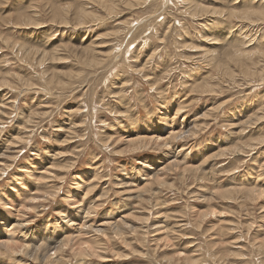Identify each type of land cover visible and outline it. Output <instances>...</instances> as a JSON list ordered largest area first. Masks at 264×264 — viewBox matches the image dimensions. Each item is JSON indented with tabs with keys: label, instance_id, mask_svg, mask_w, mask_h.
<instances>
[{
	"label": "rangeland",
	"instance_id": "374dc122",
	"mask_svg": "<svg viewBox=\"0 0 264 264\" xmlns=\"http://www.w3.org/2000/svg\"><path fill=\"white\" fill-rule=\"evenodd\" d=\"M263 7L0 0V242L20 246L16 222L30 244L62 242L85 198L98 205L89 223L126 218L123 232L74 227L51 261L264 264V21L245 17ZM82 9L94 16L85 25ZM173 122L187 133L162 145ZM138 133L160 140L131 151ZM150 166L167 169L145 188ZM81 243L98 251L77 256ZM30 250L2 248L0 264H52Z\"/></svg>",
	"mask_w": 264,
	"mask_h": 264
},
{
	"label": "bare ground",
	"instance_id": "6f19581e",
	"mask_svg": "<svg viewBox=\"0 0 264 264\" xmlns=\"http://www.w3.org/2000/svg\"><path fill=\"white\" fill-rule=\"evenodd\" d=\"M90 1H96V0H90ZM103 4V3H102ZM196 8H198V7H196ZM264 8V7H263ZM88 9V8H87ZM83 11H78L79 13H77V15L79 16L78 18H77V21L76 22H80V23H83L84 25H85V21L87 20V19H90V17H94L91 13H89V12H86V9H82ZM199 10L201 11V12H203V11H205L204 9H202V8H199ZM207 11V10H206ZM264 11V10H263ZM208 12V11H207ZM236 14V13H235ZM239 16V15H238ZM242 16V15H241ZM250 16H252V17H257L259 20H263L264 21V13L263 14H259V13H253V12H249V14H247V15H245V17L246 18H248L249 19V17ZM252 17H250V18H252ZM246 18H244V19H246ZM257 19V20H258ZM70 20V19H69ZM71 23V22H70ZM88 23V22H87ZM67 24H69V23H67ZM245 54H247V53H245ZM240 55H242L243 56V54H240ZM248 55V54H247ZM241 56V57H242ZM244 57H245V55H244ZM232 58H234V60H232V62H235V60L237 61L238 60V58H239V56L237 55V56H235V57H232ZM36 59V58H35ZM98 59V58H97ZM241 59V58H240ZM239 59V60H240ZM36 63V62H35ZM237 74V73H236ZM208 90H209V88H207ZM206 89V90H207ZM205 90V91H206ZM204 92V91H203ZM180 106V105H179ZM181 107V106H180ZM179 109V108H178ZM179 110H181V109H179ZM177 112H178V110H177ZM177 112H176V114H177ZM182 112V111H181ZM179 113V112H178ZM178 115V114H177ZM251 118V117H250ZM29 123V122H28ZM172 125H171V132H170V134H169V137H168V139L166 140V139H164V141H163V144L162 145H169V147H170V145L172 144L171 143V141H173V143L176 141V139L178 138V137H181L182 135H184L185 133H187V132H185L183 129H181L180 128V130L178 131H175V128H174V122L173 123H171ZM183 128V127H182ZM139 130V129H138ZM188 131V130H187ZM189 132V131H188ZM148 133V135H149V132H147ZM190 133V132H189ZM193 134V133H192ZM147 135V136H148ZM142 135H140L139 133H138V135H137V137L136 138H132V139H130L129 141H128V148L131 150V151H133V150H135V149H137L138 151L139 150H142V148H144V147H147L146 145H149L150 143H155V142H158L159 140H160V138H157V137H147V136H143V137H141ZM157 140V141H156ZM162 140V139H161ZM263 141V140H262ZM171 144H170V143ZM11 143V142H10ZM13 143V142H12ZM263 143V142H262ZM15 143H13V145H14ZM13 145H12V147H13ZM17 146H19V145H17ZM175 147V146H174ZM173 148V147H172ZM147 149V148H146ZM150 149V148H149ZM148 150V149H147ZM175 150V149H174ZM144 151H146V150H144ZM7 152V151H6ZM176 152V151H175ZM172 154H174V152H171ZM178 153V152H177ZM180 154V153H179ZM1 156V155H0ZM5 157V156H4ZM177 158V157H176ZM177 161L176 160H174L173 162H172V164L173 163H176ZM49 164V163H48ZM171 164V163H170ZM169 164V165H170ZM178 164V163H177ZM180 164V163H179ZM2 165V164H1ZM54 165H52V167H53ZM1 167V166H0ZM3 168V167H2ZM50 169V168H49ZM149 169V168H148ZM167 168L165 167V168H161V169H157V168H153V167H151L150 166V169L148 170V173L146 174V175H142V176H146V178L143 180V179H141V178H138L140 181L138 182V183H143V182H145V183H147L146 185H144V187L146 188V187H149V186H147V185H149L150 183H149V181L150 180H152L153 178H154V180L155 179H157V181H160L159 180V177H160V175L166 170ZM145 171V170H144ZM157 171V172H156ZM5 172V171H4ZM47 172V171H46ZM43 173H45L44 171H43ZM49 173V172H48ZM45 175V174H44ZM47 175V174H46ZM50 175H54V174H51L50 173ZM43 176V175H42ZM48 176V175H47ZM162 176V175H161ZM134 177V176H133ZM17 178H19V177H17ZM45 178V177H44ZM95 178V177H94ZM50 179V178H49ZM135 179V178H134ZM138 179H135V182L138 180ZM21 180V179H20ZM48 181V180H47ZM105 181H107V180H105ZM130 183V182H129ZM127 183H126V181H123V180H119L118 181V184L117 185H120L119 187H121V186H123V185H126ZM21 185H24L23 183L21 184ZM37 185H38V183H37ZM24 188L25 187H27L26 186V184L23 186ZM22 187V188H23ZM123 187H125V186H123ZM123 187H121L122 189H123ZM143 187V188H144ZM16 188V187H15ZM142 188V189H143ZM26 189V188H25ZM25 189H22V190H24L25 191ZM118 189V188H117ZM125 189V188H124ZM123 189V190H124ZM103 191H104V189H103ZM262 191V190H261ZM18 192H21V190H19ZM32 192H34V190H29V188H27V192L26 193H28L29 195H28V198L26 199V201L25 202H28V203H30V206L28 207V209H33L32 207H33V205L35 206V204H37V203H35V202H37V200H39V198H37L36 196V194H38L37 192H38V190L36 191V193H33L32 194ZM147 192V191H146ZM124 193V192H123ZM144 193V192H143ZM86 194V193H85ZM88 195V194H87ZM102 195V193L100 194V196ZM85 196V195H84ZM71 197H73V196H71ZM102 197V196H101ZM44 198V197H43ZM47 198V197H46ZM45 198V199H46ZM76 198V197H75ZM42 199V198H41ZM44 199V200H45ZM84 199L85 198H83V201H81V203H78L79 205H78V207H76L77 208V211H75V212H73L70 216H71V218L69 219V221L66 223V224H68L67 226H68V228H66L67 229V231H66V233H65V231L62 233V235L64 236V238H63V241L62 242H59V240H58V242L57 243H55V244H50L48 241H46L47 243H49V244H46V243H39L40 242V240L42 241L43 239H41V236H38V237H34L35 238V240H34V238H33V240H34V242L32 243L31 242V244H30V242L29 241H31V240H29L30 238H31V236H29L30 235V233L28 234L27 233V230L26 229H24L25 228V226H24V224H21V222H16L15 224H11L10 226H12L13 225V228L14 229H16V232L15 233H17V232H19L21 235H22V237H21V239H22V242L21 243H19L20 244V246H18V245H15L16 244V242H15V240H5V241H2V242H0V249H2V248H6V249H9V250H12V251H14V250H23L24 252L25 251H28L30 248H31V250H30V253H32V254H34L35 256H36V258L34 257V259H36V261H37V259H39V257H42V258H40V259H48L49 260V262L52 260H50V256H49V254H48V252H50L51 250H53V249H56L57 248V252L56 253H60L63 249H64V247L66 246L65 244H67V246H69V244H68V242H70L71 240H70V237L71 236H68L67 234L74 228V227H76V228H78L79 227V230L78 231H80V233L82 234V235H84L83 233H85L86 232V235L87 234H89V233H91V232H94V233H97V234H104V235H106V233H108L107 231H108V229H104L103 227L104 226H110L111 227V229L110 230H112L113 231V233H115L116 235H118V233H120V232H123L122 230H123V228L122 227H124V225H126V224H124L126 221H125V219L126 218H121V219H119L116 223H104V224H101L100 226H98V227H100V228H97V227H95L96 226V224L95 223H89L90 222V216H91V214H93L94 212L93 211H95L96 210V208H98V205H97V201H91V200H89L88 199V202H84ZM3 200V199H2ZM43 200V201H44ZM98 200V199H97ZM7 203H6V208L8 209V210H12V207L10 206V203H11V199H8L7 198ZM39 201H41V200H39ZM75 201V200H74ZM99 201V200H98ZM76 202V201H75ZM74 202V203H75ZM5 203V202H4ZM77 203V202H76ZM75 203V204H76ZM88 203H90V204H88ZM100 206V205H99ZM40 207V206H39ZM5 208V209H6ZM75 208V207H74ZM34 210V209H33ZM32 212V211H31ZM37 212V211H36ZM60 214V213H59ZM10 215H11V213H10ZM64 215V214H63ZM67 215V214H66ZM82 215H84V217L82 216ZM12 216V215H11ZM68 217V216H67ZM17 218V217H16ZM20 218V217H19ZM2 220H1V222H0V229L3 227V226H5V225H7L9 222H10V217L8 216V215H6L5 217H2L1 218ZM18 221V220H17ZM24 223V222H23ZM69 228H71V229H69ZM101 228H103V229H101ZM4 230H7L6 228H3ZM12 229V228H11ZM18 229V230H17ZM19 229H21L22 231H24L23 233H21L20 231H19ZM118 229V231H116ZM126 228H124V230H125ZM70 230V231H69ZM126 231V230H125ZM7 232H10L9 230L7 231ZM15 233L13 234V236H15ZM4 235H6V233H3ZM146 234V233H145ZM7 235H9L8 233H7ZM98 235V236H99ZM101 236V235H100ZM33 237V236H32ZM46 237V236H45ZM38 238V239H37ZM75 239V238H74ZM29 240V241H28ZM76 243H78V240L76 241ZM75 243V244H76ZM56 245V246H55ZM59 245V246H58ZM64 245V246H63ZM100 245V244H99ZM24 248V249H23ZM67 248V247H66ZM78 250H79V252H77L76 254H77V256H81V255H88V254H91V253H93V252H95L94 254H96V252L98 251V249H97V251H96V249L95 248H93V247H91L90 245H88V244H86V243H81L79 246H78ZM31 254V255H32ZM54 255H55V253H54ZM39 256V257H38ZM98 256H99V254H98ZM58 257H61V256H58ZM33 259V258H32ZM57 259V258H56ZM61 260L62 259H57V260H54V261H51L52 262V264H53V262H54V264H60V262H61ZM41 261V260H40ZM39 262V261H38ZM48 262V263H49ZM50 262V263H51ZM64 262V261H63Z\"/></svg>",
	"mask_w": 264,
	"mask_h": 264
}]
</instances>
